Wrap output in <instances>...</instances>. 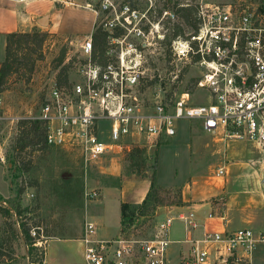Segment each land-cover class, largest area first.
Masks as SVG:
<instances>
[{
    "label": "built area",
    "instance_id": "1",
    "mask_svg": "<svg viewBox=\"0 0 264 264\" xmlns=\"http://www.w3.org/2000/svg\"><path fill=\"white\" fill-rule=\"evenodd\" d=\"M82 4L96 14L95 25L105 33L103 47L95 50L92 33L79 38L77 55L65 62L69 82L59 86L55 77L39 114L15 116L12 121L43 120L47 144L74 151L86 175L109 155L111 159L143 141L174 136L180 119L199 121L217 141L247 140L264 152L263 8L241 1H201L196 29L174 36L175 3L84 0ZM160 56L167 67L164 76L152 70V62ZM190 70L196 71L195 82L184 83ZM202 92L207 97L196 104ZM2 103L0 94V120L6 117L1 114ZM4 159L0 152V160ZM260 164L264 192V158ZM227 174L224 162L213 176L224 179ZM99 195L97 187L86 185V203ZM176 219L183 222L186 235L199 225L194 211L169 212L150 231L131 228L104 238L97 225L85 219L79 239L86 264H168ZM32 234L36 236L35 231ZM44 238L40 233L34 244L41 245ZM183 241L190 248L183 264H209L212 246L214 264L246 263L264 244V230H205L202 237L187 235ZM239 251L241 255L236 254Z\"/></svg>",
    "mask_w": 264,
    "mask_h": 264
},
{
    "label": "rangeland",
    "instance_id": "2",
    "mask_svg": "<svg viewBox=\"0 0 264 264\" xmlns=\"http://www.w3.org/2000/svg\"><path fill=\"white\" fill-rule=\"evenodd\" d=\"M201 1H241L243 4L259 5L264 9V0H166L170 6L173 3L176 5L177 2L180 5L196 4ZM62 2L64 4L72 2L76 7H84L82 6L84 0H62ZM74 14L72 19L74 24L84 25L87 22H94L95 19V15L88 9L82 13L74 11ZM92 29L91 31L86 30L83 34L90 35ZM186 30L191 31L193 28L186 27ZM70 40L73 43H70ZM79 44L76 37L66 38L61 35L50 37L41 50L43 57L36 60L30 80L26 81L21 75L12 76L8 88L1 95L3 102L1 114L6 117L0 120V152L5 157L4 161L0 160V204L11 206L14 202H20L23 208H28V211L25 213L26 215L21 216H16L13 213L7 219L0 211V229L3 231L1 235L5 238L2 248L6 252H13L14 256L13 261L5 260L0 264H42L46 240L53 237L78 236L82 232L85 219L84 191L86 185L98 188L103 181L119 184L122 180L144 178L135 171H130V163L125 158V152H120L118 159L113 164H111L110 155L107 156L99 165L90 169L87 175L83 172L81 162L76 158L77 154L70 149L60 147H49L43 152L32 154V167L27 171L20 168L14 149L17 121H12L11 118L39 114L41 105L49 91V84L59 70L55 68L57 56L67 45L66 58L62 65L66 64L65 62H69L77 55ZM152 63L155 75L160 73L164 76L167 73L163 56L155 59ZM195 74V70L188 71L184 83L190 82V80L194 83L192 78ZM202 93L196 99V104L202 103V100L207 97L205 92ZM140 146L145 149L146 170L144 172L146 176L151 178L155 172L157 185L167 190H181L183 200L182 191L185 184L192 185L191 191L208 189L209 186H213L214 170L225 162L229 173L220 182L215 180L218 182V186H221V191L211 198L215 203L213 212L221 214L226 207L224 202H227V196L230 197L233 193L238 194L239 192L238 198L246 206V212L253 216L254 220L260 218V213L263 216L264 201L258 189L260 185L258 182L261 178L260 162L261 158H264V152L256 143L247 140H232L223 143L217 141L216 136L205 131L199 121L180 119L177 121V132L174 136L153 142L143 141ZM21 158L27 162L29 156L21 153ZM154 165L155 168H153ZM114 166H117L121 171V175L114 177L115 179L103 172V170L114 168ZM234 180L238 182L232 184ZM21 186H24V191L18 198L17 190ZM259 187L261 188V185ZM125 188L129 197H132L131 194L138 189L134 183H127ZM176 190L168 191L169 196L174 197L175 193L178 194L179 190ZM238 198H236L237 200L234 198V200L238 201ZM175 205L177 203H169L165 200L164 204L158 205L155 212L140 217L138 224L134 225L132 229L137 232L152 230L157 220L163 219L168 214L167 207ZM89 207L96 210L100 208L94 205ZM22 220H28L29 224L40 225L41 233L45 235L41 245L29 246L25 242L19 226V222ZM110 230L112 231L113 227ZM172 231L173 237L183 238V222L176 219ZM63 243L65 244L64 249L73 257L75 264H86L81 253V243L78 240H60V245ZM188 248L187 243L172 241L168 249V264H183L190 252V248ZM210 248L212 259L209 264L213 261L215 251L213 246ZM254 254L255 257L251 264H264V244L258 245ZM50 261L51 259L48 258V262Z\"/></svg>",
    "mask_w": 264,
    "mask_h": 264
},
{
    "label": "crops",
    "instance_id": "3",
    "mask_svg": "<svg viewBox=\"0 0 264 264\" xmlns=\"http://www.w3.org/2000/svg\"><path fill=\"white\" fill-rule=\"evenodd\" d=\"M83 8L76 7L71 2H66L64 4L62 0H0V63L5 59L6 56L7 34L9 32L32 31L34 29H38L42 31H48L58 36L61 35L66 38H69V36H71L72 38L76 37L77 39H79L82 36L86 35L83 34L86 30L91 31L92 24L93 32L96 22V14L88 8ZM85 9L90 10L95 15L94 22H87L84 25L72 23V19L75 16L74 11L82 13ZM44 16H47V23L43 25L40 23V20H42ZM70 23L71 25H69ZM3 94L4 92L1 93V95ZM118 156L119 155L110 159L111 164H113L114 161L118 159ZM103 172L108 173L109 175H111L109 177L113 178L119 177L121 175V171L117 166H114V168H107L106 170H103ZM212 177L214 181H212L211 179L210 180L213 182V186H209L208 189H196L194 191H191L192 185L185 184L182 191L185 203L182 205H175L174 207H167L168 213H177L182 211L195 212L199 225L196 229H194L190 234L188 233L187 235L193 238H199L203 236L205 230L223 231L234 230L240 227L253 228V226L255 230H264V214L262 216L260 213V218L254 220V217L246 212V206L243 205V201L239 200V192L238 194L233 193L230 197L229 195L227 196V202H224L226 207L223 209V212L220 211L222 212L221 214H219L218 212H213L215 203L211 198L221 191V186H218V182H215V180L220 182V180L222 179L216 178L215 176ZM120 182L121 183L118 184L115 182L113 183L103 181L100 187L98 186L100 192L99 198L94 201L85 203V219L93 221L98 227V234L104 238H113L122 234V203L142 202L150 188L151 178L145 176L143 179H128L122 180ZM237 182V180H234V183L232 184H235ZM127 183H134V185H136V187L138 188L131 194L132 197H129L127 195L125 188ZM258 183H260V181ZM259 186L258 189L264 201V194ZM243 192L244 191H242L241 193ZM234 198H238V201H236L237 199L234 200ZM90 205H94L100 208H97V210L95 208L90 209ZM210 213L213 214L212 217L210 216ZM111 227H113L112 231L110 230ZM80 234L78 236L75 235L53 237L46 240L42 264H75L73 257L64 249L65 244L63 243L62 245H60V240H78L81 243V253L84 256V244L79 239ZM187 235L185 226L183 238L178 239L173 237V231H171V239L173 242H184L183 240ZM187 244L189 245V243ZM241 253L242 252L240 251L236 252L237 255H241ZM254 257L255 254L252 255L250 262L239 263L232 260L231 263L227 264H251ZM48 258L51 259L50 262H48ZM211 264H213V262H211Z\"/></svg>",
    "mask_w": 264,
    "mask_h": 264
},
{
    "label": "trees",
    "instance_id": "4",
    "mask_svg": "<svg viewBox=\"0 0 264 264\" xmlns=\"http://www.w3.org/2000/svg\"><path fill=\"white\" fill-rule=\"evenodd\" d=\"M178 4L179 3L177 2L176 5H174L177 13V19L173 25L174 36L183 35L187 31L186 27L193 28L194 30L198 24V4ZM104 34L105 33L95 25L92 32L96 48L95 50L103 47ZM53 36L56 35L38 29L32 31H12L7 34L6 56L0 63V94L8 88V83L14 75H21L26 81L30 80L35 69L36 60L43 57L41 50L44 43L47 39ZM66 48L67 45L64 46L61 53L56 58L55 68L59 69L56 75V81L59 86L60 84H67L69 82V65L67 63L62 65L66 58ZM46 133L47 129L45 122L39 118L22 117L17 120L14 149L16 150V159L23 171H27L32 167V154L39 151L43 152L50 147L46 142ZM144 152L145 149L141 146H135L131 150L125 152V158L130 163V171H135L143 177L146 176L144 172L146 170V158ZM21 153L29 156L27 162L21 158ZM153 168H155V165ZM175 190H167L166 188L157 185L154 172L151 175L150 188L142 202L133 204L127 202L122 203V231H129L134 225L138 224L140 217L155 212L158 205L164 204L165 200L169 203H177V205L184 204L185 201L181 197V190L178 189L179 193H175L174 197L169 196L168 191ZM23 191L24 186L18 188V198L21 197ZM0 211L7 219L9 216H12L13 213L16 216H21L23 214L26 215L25 213L28 211V208H23L20 202H14L11 206L0 204ZM19 226L25 242L29 246H33L36 239L40 236V225L29 224L28 220H22L19 222ZM32 231L36 232V236L32 235ZM2 232V229H0V262L5 260L13 261V252H6L2 248L5 243V238L1 235ZM11 249L13 250V247Z\"/></svg>",
    "mask_w": 264,
    "mask_h": 264
},
{
    "label": "water",
    "instance_id": "5",
    "mask_svg": "<svg viewBox=\"0 0 264 264\" xmlns=\"http://www.w3.org/2000/svg\"><path fill=\"white\" fill-rule=\"evenodd\" d=\"M40 23L41 24H46L47 23V16H44L43 18H42V20H40Z\"/></svg>",
    "mask_w": 264,
    "mask_h": 264
}]
</instances>
